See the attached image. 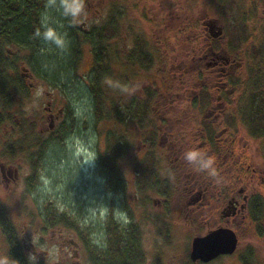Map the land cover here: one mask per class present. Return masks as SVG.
<instances>
[{"label":"flooded vegetation","instance_id":"obj_1","mask_svg":"<svg viewBox=\"0 0 264 264\" xmlns=\"http://www.w3.org/2000/svg\"><path fill=\"white\" fill-rule=\"evenodd\" d=\"M185 17L187 20L179 30L187 28L188 33L192 34L188 36V46L182 49L183 55L180 56L177 64L170 63L172 60L168 59V47L164 43L160 44L159 49L156 48L157 43L150 41L143 31L145 45L150 48L147 47L148 60L153 63L146 69L138 63L131 65L130 67H135L132 69L127 68L125 64L127 56H130L133 50L141 55V45L140 43L137 45L131 35L127 42L123 25L124 10L111 7L104 14L97 16L95 21H91L86 30L82 29L85 25L83 22L78 28L86 31L92 41L81 43L82 46L87 45L89 53L88 72L90 73L91 67L98 58L107 62L102 75L103 81L110 79L114 74L110 65L114 61L121 68H118L113 79L124 82L120 90L122 92L125 86H129L131 74L127 72L129 69L132 70V74L141 77L143 74L148 76L151 67L154 68L153 76L156 78L152 77V80L156 82L155 88L151 89L150 85H144L140 88V94L134 96L131 92L126 94L125 89L122 93L123 103L115 107L123 120L119 132L125 143L118 161L129 139L132 140L135 145V150L131 154L135 156L132 166L135 165L136 160L140 162L138 177L133 174L129 183L135 189L133 203L143 204L139 201V192L149 190L156 194L151 196V200L159 209L166 210L168 215V219L162 218L160 234H163V237L170 236L166 226L169 222L177 221L189 227H200V230L190 235L187 245L189 248L183 262L203 264L218 256L234 255L238 264H257L255 247L248 245L240 253L234 251L240 237L239 230L242 228L249 229L251 236L256 239L264 238V73H259V68L256 67L264 59L254 58L251 54L252 45L249 47L245 45L243 48L240 42L236 43L229 39L223 23H218L211 17L198 16L189 21L187 14L183 18ZM147 21L152 23L150 18ZM167 22V20L162 21L157 28L165 30ZM151 26L155 27L153 23ZM99 31H102V36L98 35ZM143 33L139 32L140 35H144ZM101 39L102 48L99 47ZM157 51H165L168 56L166 59H160L155 68ZM94 67L93 72L97 73L98 68L94 69ZM169 72H172L171 79L168 78ZM89 73L86 77L80 76V80L84 81L82 86L85 92L92 97L90 88L92 78L89 77ZM147 78L148 82H152L149 76ZM27 84L30 85V82ZM146 96H151L150 102L153 103V105L149 104L146 116H141L142 107L126 106L127 101L136 105ZM67 107L70 106L64 108L62 113L64 116ZM50 108L51 106H47L48 110ZM110 108L113 107L109 106V113ZM129 112H134L132 120L127 118ZM56 116L57 114L49 111L48 126L52 127V120ZM127 122L133 123L134 127H130L132 124L129 128L126 127ZM56 126L53 125L51 131ZM15 139L10 138L5 143V152L7 151L5 154L9 157L16 155L13 149L15 152L23 150L12 147ZM26 142L29 143V140ZM87 144L92 147L91 143ZM40 145L42 146L43 143L40 142L36 148ZM150 145L153 147L150 148ZM29 148H25L29 151L26 156L29 170L24 176L22 175V181L19 175L21 165H11L0 159V191L6 199V195L17 189L21 182L23 188L30 191L36 199V213L42 218L41 228L45 233V209L37 190L40 188L38 162L35 164V169L32 164V161H36L41 156L31 153V147ZM189 151L200 153L206 160L210 159L211 168L201 169L189 163L185 159V153ZM151 157L154 161L150 166L145 162ZM161 157L170 160L166 170L160 168ZM98 159L99 155L97 164ZM141 168H148L144 180L141 178L143 175ZM127 187L125 178L122 192ZM1 202L3 205L0 206V237L3 239L2 245L5 246L0 254L8 255L12 261L16 259L20 264H28V256L32 254L35 264H46V253L42 251L37 254L33 243L29 242V246L23 243L12 220L8 203L0 197V205ZM121 203L123 209L131 210L132 206L123 201ZM170 208L172 210H169ZM127 216L131 219L130 214ZM136 224L139 227L137 222ZM219 227L230 228L235 233L237 241L233 252L218 253L206 261L191 259L189 251L192 238L207 234ZM235 259L233 258L232 262ZM156 262L160 264L158 259Z\"/></svg>","mask_w":264,"mask_h":264},{"label":"rangeland","instance_id":"obj_2","mask_svg":"<svg viewBox=\"0 0 264 264\" xmlns=\"http://www.w3.org/2000/svg\"><path fill=\"white\" fill-rule=\"evenodd\" d=\"M227 1L229 3L226 4V7H229L230 4L231 7H223V10L220 11L216 4L210 0H85L86 17L72 20L78 26L85 22L82 29L86 30L91 21H95L97 16L104 14L111 7L121 8L124 10L125 21L123 25L125 26L124 32L127 35V42L133 36L132 33H139L140 31L143 33L144 31L150 41L154 44L157 43V45L155 44L156 48L159 49L161 43L168 47L169 56L165 51H157L154 61L156 68V63L159 64V60L166 59L167 56L170 61L172 60L170 63L177 64L180 56L183 55L182 49L188 46V36L192 33H188L187 28L179 30V27L187 20L186 17L183 18L185 14L190 18L188 21L194 20L198 16L211 17L218 23H223L227 33V29L231 28L226 23L227 18L230 17L229 11L233 13V8L239 5L244 10L242 16L245 18L247 31L246 38L240 41L241 47L253 45L264 49V0ZM62 12L61 0H52L47 4L42 14L43 21L46 19L47 22L44 25L53 27L65 38L67 34L63 30V23L60 22ZM148 18L151 19L155 27L151 26L152 23H148ZM166 20L168 22L165 30L157 28L162 21L165 22ZM10 49L12 53H17L18 70L21 74L23 73L25 83L30 82V85L27 84L30 92L26 98L20 95L12 96L11 109L14 110L13 120L15 123L12 124L9 121L0 123V159L11 165H21L19 175L22 181V175L24 176L29 170L26 157L29 151L23 149L15 152L13 149V153L16 155L9 157L5 154V143L8 139L17 136V126L21 125L26 119L29 120L27 122H33L36 132H39L45 138L49 137L53 125H60V122L64 119L65 116L62 114L64 108L67 105L70 106L75 118L72 135L70 133L65 140H56L54 143H52V139L48 140L47 148L39 158L40 164L37 170L39 172V185H41L37 190L42 203L50 201L59 210L66 209L80 223L94 228L100 225V219L111 210L110 206L113 204L114 199H116L115 206H119L122 201L126 202L132 208L130 207L131 210L128 209L125 216L130 214L134 222H137L140 227V240L144 251L142 264H154L157 257L160 264H185L183 261L184 258L186 259L189 248L187 245L190 235L200 230V227H189L177 221L169 222L166 226L170 236L168 235L165 238L160 232L163 224L162 218L168 219V215L166 210L162 211L151 200V196H156V194L149 190L139 192V201H142L143 204L133 203L135 189L129 184L134 174L132 162L135 156L131 154L135 150V145H133L132 140L129 139L126 149L118 161L128 183L127 189L121 195L113 194L105 187V179L97 169L96 160L103 149L105 133L107 130H120V124L115 122L114 117L110 114L111 112L109 113V106L112 107L110 101H113V105L117 107L124 101L122 93L125 89L126 94L131 92V95L134 96L140 94V88L144 85H150L151 89L155 88L156 82L152 80V77L156 78L153 76L154 68L151 67L152 70L148 72L152 82L147 81L148 76L145 74L141 76L143 78V82H141L142 78L135 76L130 70L135 67H130L127 71L131 73L129 76L130 81H128L129 86H125L122 92L117 93L114 86L118 80L114 81L113 75L121 67L113 62L112 71L114 74L110 79L103 81L106 93H109L101 110L104 115L101 116L100 121H95L94 113H92L94 104L92 99L89 98L90 96L88 97L90 94L84 92L82 86L84 81L80 80V76L86 77L90 65L86 44L83 46L81 44L80 59L73 72L74 90L71 87L67 88L62 85V89L58 88L31 71L28 62L29 53L26 49L16 46H12ZM249 56L251 57L250 53ZM254 58L258 57L254 56ZM256 67L259 68V73H264V60ZM171 75L172 72H169V79H171ZM86 97L89 105L86 104L85 99H82ZM150 103V105H153L152 102ZM47 106H51L50 110L47 109ZM78 109L81 111L79 116L76 114ZM112 110L110 108V111ZM49 111L57 114L52 120V127L48 126ZM129 125H131V128L134 127L133 123H128L126 127L129 128ZM87 143H91L92 147L88 146ZM89 156L91 159H88ZM161 159L160 168L166 170L169 167L170 160L167 157H161ZM0 197L8 203L12 220L21 235L23 243L28 246L30 245L29 242L33 243L37 254L42 251L46 253L45 259L48 264H86L84 250L73 229L65 225L48 226L46 224L45 233H43L41 228L42 218H39L36 213V199L30 191L23 188L21 182L17 189L6 195V199L1 191ZM119 207L121 208V206ZM113 211L117 212L116 209H113ZM154 218L156 220H153ZM239 232L240 237L234 252L240 253L248 245H251L256 250V258L254 257L256 263L264 264V238L256 239L254 236L252 237L251 231L247 228H242ZM233 258L235 259L234 255L218 256L203 264H238L236 259L232 262Z\"/></svg>","mask_w":264,"mask_h":264},{"label":"trees","instance_id":"obj_3","mask_svg":"<svg viewBox=\"0 0 264 264\" xmlns=\"http://www.w3.org/2000/svg\"><path fill=\"white\" fill-rule=\"evenodd\" d=\"M52 0H0V123L9 121L15 123L13 120L14 110L11 109L12 96L20 95L23 98L29 96V87L24 82L21 72L18 70L17 53H12L10 49L12 46L18 48H24L29 53L28 62L30 70L40 77H43L47 82L62 89L61 85H65L67 88L71 87L73 90L74 80L73 72L75 71L80 59V48L82 42H92L91 36L86 31L79 29L71 17L60 15V22L63 23V30L66 31V48L64 50L57 49L54 45L46 44L40 37L36 35L37 32H43L45 25L43 21V11L47 4ZM216 4L219 10H223L226 7L227 0H210ZM236 1V0H230ZM233 8V13H230V17L227 18V25L231 28L227 29V36L229 39L236 41V43L246 38V24L245 18L242 16V10L239 5ZM238 14V15H237ZM53 28V27H52ZM133 40L141 45V55L134 52L127 56L125 64L127 68L134 63L140 64L142 67L149 68L151 61L148 60L147 45L144 35L139 33H132ZM98 35L102 36V31L98 32ZM138 37V39L136 38ZM143 44V47H142ZM99 47L102 48V39L100 40ZM251 47V54L264 59L263 47ZM149 48V47H148ZM253 48V49H252ZM150 49V48H149ZM111 62V70L112 63ZM107 62L103 60H95L93 66L97 69V73L93 72V66L91 67L89 77L92 78L90 82V88L92 92V103L94 104L95 121H100L101 110L104 106L105 98L109 95L106 93L103 85V72H105V66ZM87 73V74H88ZM124 82L118 80L114 86V90L120 93L121 86ZM80 88V87H78ZM72 90V92H73ZM85 92V89H84ZM77 96V94H76ZM86 96V95H83ZM151 96H146L135 105L133 102L126 103V106H140L142 107L141 116L147 115V109L150 104ZM85 102L89 105V101L86 98ZM89 99V100H90ZM111 115L114 117L115 122L121 124L123 120L119 116V112L113 105ZM121 105V104H120ZM119 105V106H120ZM118 107V106H117ZM70 107L66 109V116L62 125L56 126L50 135L46 139L39 132L34 129L33 122L23 121V123L17 126V136H15V143L13 148L25 149L31 147V153L42 156L48 140L52 139V143L58 140H65L71 132H73L74 116ZM127 118L132 120L134 112H129ZM72 135V133H71ZM74 135V134H73ZM29 140V143L25 142ZM46 140V142H44ZM42 142L43 145L36 148V145ZM153 145H150L152 148ZM125 148V143L120 136L119 130H110L106 132L104 137V146L99 153L98 170L100 175L105 179V187L113 192V194L121 195L124 190L125 177L123 171L118 166V157ZM30 149V148H29ZM15 151V150H14ZM7 152V151H6ZM151 155L152 152L149 151ZM39 158V157H38ZM32 161L33 169L39 160ZM153 158L145 163H153ZM139 160H136L135 165L132 166L134 174L138 177L137 170ZM142 163V164H145ZM148 168H141L142 179L144 180L148 174ZM152 169V168H150ZM34 174V171H33ZM34 178V177H33ZM41 185V184H40ZM39 185V187H40ZM116 199L113 200L110 209L106 215L100 219L98 227L91 228L89 225L82 224L74 216H72L66 209L59 210L58 207L52 202L48 201L43 203L45 208V219L48 226L65 225L76 232L78 241H80L84 250L86 264H142L144 261V251L141 245L140 232L138 225L128 216H125L127 212L122 209V203L119 206H115ZM2 203V202H1ZM3 203L0 205L2 206ZM116 209L117 212L113 211ZM95 235V236H94ZM2 237H0V251H4L2 245ZM1 255V254H0ZM158 259V258H157ZM251 262V259H250ZM13 264H20L16 259L13 260ZM48 264V263H46ZM60 264V263H55ZM157 264V262H155Z\"/></svg>","mask_w":264,"mask_h":264},{"label":"clouds","instance_id":"obj_4","mask_svg":"<svg viewBox=\"0 0 264 264\" xmlns=\"http://www.w3.org/2000/svg\"><path fill=\"white\" fill-rule=\"evenodd\" d=\"M61 7L63 9V15L71 17L73 20H79L86 17L85 0H61ZM47 24L46 19L43 22ZM36 35L40 37L45 43L54 45L57 49L64 50L66 48V40L56 29L45 26L43 32H37ZM76 114L81 115V111L78 109ZM88 159H91L89 156ZM185 159L201 169H210L211 160L204 159L203 156L195 151H189L185 153ZM0 264H13L12 259L8 255H0ZM28 264H35L34 256L29 254Z\"/></svg>","mask_w":264,"mask_h":264},{"label":"water","instance_id":"obj_5","mask_svg":"<svg viewBox=\"0 0 264 264\" xmlns=\"http://www.w3.org/2000/svg\"><path fill=\"white\" fill-rule=\"evenodd\" d=\"M236 235L227 227H219L207 234L194 236L189 255L191 259L209 260L218 253H231L236 247Z\"/></svg>","mask_w":264,"mask_h":264}]
</instances>
